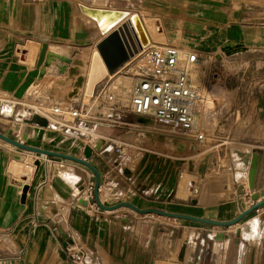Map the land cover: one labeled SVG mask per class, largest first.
Returning <instances> with one entry per match:
<instances>
[{"label": "crops", "instance_id": "crops-1", "mask_svg": "<svg viewBox=\"0 0 264 264\" xmlns=\"http://www.w3.org/2000/svg\"><path fill=\"white\" fill-rule=\"evenodd\" d=\"M137 2L142 9L148 8L154 12H164L168 8L157 0H137ZM121 3L127 4L126 7H133L135 1L121 0ZM174 3L176 10L165 12L170 21L164 23V26L166 25L164 29L169 32L168 34L173 33L181 45H177L176 40L169 43L180 48L183 47V43H188L189 48L206 54L216 51L226 43L240 44L243 47L240 52L249 51L259 55L256 56L255 63L262 68V72L256 77L254 95L246 96L244 110L241 109L242 112H246L248 109L246 105L254 101L253 123L241 130L240 139L243 141L247 139L246 142L253 143L251 152L256 151L259 155L254 189L260 194L264 192V0H174ZM79 4L94 7L106 5L115 8L118 7L119 2L118 0H0V107L2 109L4 103L15 106L30 99L47 104L63 100L53 96L50 86L38 82V67L44 77L64 78L68 66L66 64H70V61L66 62L60 58V56L65 57V54H62L59 46L46 47L44 61L38 66L39 45L48 41L65 42L66 39L87 43L96 38L91 45L94 47L102 35L95 22L80 11ZM26 47L30 50L27 51ZM54 53L60 56H55ZM63 64L66 66L62 71L60 68ZM85 64L84 62L80 67V74L83 72L84 76L88 73L87 69L84 72ZM101 70L108 74L105 69ZM56 92L64 94L62 91ZM64 92L67 97L66 91ZM60 94L58 96H61ZM74 104H77L76 101ZM3 112H0L1 132L15 139L24 138V143L42 148H47L41 144L42 141L54 143L56 140L54 138L60 136L61 140L57 142V146L67 150L65 153L89 160L100 173L102 186L99 196L104 205L128 201L140 208L153 206L162 208L139 203L128 196L123 198L122 193L116 191L115 179L119 178L126 182L127 192H130L131 184L134 185L132 180L135 172L133 168L126 175L120 174L115 168L116 159L111 164L103 159L101 154L106 152L103 148L107 144V139L104 141L98 139L92 145H81L82 138L63 134L68 139H62V135L48 130L49 125L46 128L38 125L37 128L33 126L34 123L28 124L31 130L26 127L24 132L21 129L15 131L6 122ZM99 127L101 132L99 134L94 132L97 136L118 135L105 132L106 129ZM41 128L44 129L40 131ZM149 157L143 158L141 165L147 166L151 163L150 167L153 168ZM51 158L54 157L26 151L0 139V261L2 264H71L64 254V247L72 242L83 244L88 248L89 264H169V261L170 264H175L172 259L173 254L176 253L178 256L181 247H184V252L182 258L178 257L180 264H226L228 244L222 241L224 245L221 258V254L216 250L218 241L214 239L215 232L225 228L213 230V235L207 234L212 246L205 253L203 248L205 238L202 236L199 238L200 230L187 226V223L200 222L156 214L157 217H153L149 213H137L125 206L112 210L100 207L90 209L84 200L77 198L75 185L80 179L86 180L92 177L94 180L92 172L74 161L59 157L54 161ZM160 159L162 158L156 160ZM110 172L113 176H110L112 174ZM239 180L241 178L234 179L232 187L229 188L225 186L230 182L229 175L213 174L207 180V189L216 193L224 188L232 198L215 201V199L211 200V197L203 196L192 205L169 202L170 208L163 210L210 219H231L241 210V201L234 195L235 192L241 191L237 183ZM23 187H26L24 196ZM186 188L187 184L182 186V191L177 194L179 197L176 196V188L175 198L183 200ZM103 196H107L108 200L104 201ZM262 196L264 197L263 193ZM200 208H205L208 214L200 213ZM262 212L264 205L242 219L255 217L250 225H246L247 232L253 231L256 234L257 225L264 224ZM161 217L173 221H166ZM261 232L259 238L263 237L264 227ZM188 239L191 240L193 247L187 253L185 245ZM213 249L216 253L215 259Z\"/></svg>", "mask_w": 264, "mask_h": 264}, {"label": "rangeland", "instance_id": "rangeland-1", "mask_svg": "<svg viewBox=\"0 0 264 264\" xmlns=\"http://www.w3.org/2000/svg\"><path fill=\"white\" fill-rule=\"evenodd\" d=\"M105 1V0H103ZM134 6L133 7H126L127 4H122L121 0H118L119 5L118 7L112 8L110 6H104L109 7L111 9H121L129 14H135L138 15L142 23L148 32L150 36V43L154 42L156 44L160 43H169L176 40L175 35L173 33L168 34L164 27L165 22H168L170 20L167 19V16L165 12H173L176 10V4L174 3V0H157L159 3L167 6L168 8L164 10V12H158V11H152L148 8L146 10L139 7L140 3L137 2V0H134ZM81 4H79L80 6ZM164 17V18H163ZM100 32V31H99ZM167 34V36H166ZM96 40L93 39L92 41H89L87 43H81L77 42L76 39H66L65 42L63 41H48L41 43L40 51L44 49V47H54L59 46L58 48L62 49V54H65V58H67L70 61V64L72 63L71 59L73 58H80L82 59V65L84 62L86 63L84 66V72L87 69L86 75H83V72L79 74V76L86 77L85 87L83 83L80 82H74L71 80H63L62 78H52L50 79L49 76L44 77L43 74L40 73V67L38 71V78L39 83L41 85H48L50 86L51 93L55 98H67L65 97V92L67 93L68 97L73 99V101H76L77 104H86L90 103L91 100V93L93 91V87L96 82H98L101 79L105 78H111L115 81V83L123 85L122 87L126 90L128 86L130 85L132 81L131 72H129V68H131L135 60L137 62H141L142 56L139 55L138 57L134 56V62L132 63V60H129L125 62L122 66H120L118 69H116L114 72L109 73L111 75L105 74L102 72L101 69L96 68L93 69L89 65H87L88 58H91L94 53V47H91L93 42ZM177 41V40H176ZM175 41V42H176ZM181 45L179 41H177V45ZM63 45V46H62ZM27 51L30 50L29 47H26ZM96 48V47H95ZM183 53H195L198 57L197 64L192 68V78L194 82H196L200 86V90H204V94L207 92L210 93H220L223 99V104L226 102L228 103L227 107L233 108V110L237 111L239 113V116L236 118L234 128L235 132L234 139H236L237 142L231 151L233 162H235V166H233L230 170H219L217 168L209 169L206 171L207 177L205 179L201 178V174L197 172L196 169L199 161L203 158V155H198L202 148L197 149L198 147H194L193 149L189 148L188 146L183 147L179 144V142H167L165 144L161 145V149H163V154H166L169 157L162 158L160 160H156L155 155L150 154L151 158L149 157V161H152L153 168H151L150 165H141L143 164V160H141L140 163H137L134 167V185L131 184L130 186V192H127V185L124 180H121L119 178L115 179L117 182L115 184V189L118 192H121V197H129L133 200H136L137 202L142 203H148L151 205L159 206L162 208L158 209H166L170 208L169 202L171 203H184L192 205L191 198L194 199V201L202 199L204 197H211L212 199H215V201L225 200L232 198L229 193L227 194V191L224 190V188L220 191H217L216 193L210 192L207 187V180L211 175L216 173H225L230 176V182L228 184H225L227 187H232L233 180L238 178H243L246 175V171L248 170V166L251 159L252 154V148L253 143H248L240 139V132L241 130L247 125L250 126L251 123H253V111H254V101L247 104L248 106L247 111L244 110V99L246 96L251 97V95H254V83H256V77H259L262 72V68L258 67L255 63L256 55L255 52H234L230 55H226L224 51L221 48H218L216 51L211 53H200L196 49L189 48L188 43H183ZM184 50L186 52H184ZM43 51V50H42ZM97 51V49H96ZM44 52V51H43ZM98 52V51H97ZM99 54V53H98ZM141 57V58H140ZM30 60V59H29ZM66 61V60H65ZM38 62V61H37ZM40 62V61H39ZM66 64V65H70ZM41 64L38 63V66ZM63 64V66L60 68L63 71V68L66 66ZM65 69V68H64ZM91 71V72H90ZM73 82V83H72ZM125 82L126 85H125ZM76 83V84H75ZM214 83V84H213ZM75 84V85H74ZM81 86V87H78ZM72 86V87H71ZM207 86V87H206ZM75 87L77 90H75ZM80 89V90H79ZM250 89V91L248 90ZM53 90L55 92L53 93ZM56 91H62L64 94L57 93ZM68 91V92H67ZM228 92V93H227ZM60 94L61 96H58ZM229 96V97H228ZM251 102V100H250ZM9 105L8 103H4V106ZM37 105V101L30 99L28 101L22 102L21 104H17L15 106H11V111L6 112L4 111V118L6 122L12 126V128L16 131L17 129H21L23 132L27 129H32L28 124H33L34 127L38 128V125L30 120L32 116L30 115L34 112ZM49 104L45 103L44 107L45 109L48 108ZM197 109L199 110L200 107L197 106ZM242 109V110H241ZM3 110V109H2ZM104 111V109H101ZM197 110V118L199 121L206 122L207 119L204 118V114L201 111V109ZM36 111V110H35ZM46 114H48V110L45 111ZM10 114V115H9ZM236 114V112H235ZM27 118H30L29 120ZM128 121H132L133 117L131 115H128L126 117ZM209 121V120H207ZM233 121V119H232ZM99 126H102L105 132H109L110 134H122L124 138L132 139L134 137V133L130 129H128L127 126H120V127H114L111 125H104L103 123L100 125H97L96 128H94L95 133H100L101 131L98 129ZM87 127V126H86ZM89 127V126H88ZM100 128V127H99ZM41 128L40 131H42ZM48 130L53 131L54 133H58L59 135L65 136L68 135L66 133H63L59 129H57V125L50 122L48 126ZM129 130V131H128ZM59 131V132H58ZM92 131V130H91ZM91 132L88 138L81 137L77 133H72L75 137H81L83 138V141L81 145H92V143L98 139H106L107 137H100L97 136L95 133ZM253 133V132H252ZM19 134V133H17ZM65 134V135H63ZM105 134V133H104ZM105 136H107L105 134ZM67 137V136H66ZM56 139L54 143H47V142H41V144L49 149H53L56 151L61 152H67L65 149H61L58 147L57 142L61 140L60 136L55 137ZM239 140V141H238ZM178 144V145H177ZM101 156L104 160L108 161L110 164L113 160H115L116 154L114 152L106 151L105 153H102ZM175 156H189L185 163L178 164L176 162H173L171 157ZM52 160H58L57 157L51 158ZM95 160V159H94ZM160 161V162H159ZM193 162L195 164V171L191 170L189 167V162ZM148 163V160H147ZM31 168V166L29 165ZM109 168V167H108ZM32 169V168H31ZM112 173V172H110ZM113 176V173L110 174V176ZM185 182H184V180ZM241 181V180H240ZM130 183V182H129ZM114 184V182H113ZM187 184V190L184 193L183 200L180 198H175L174 192L176 191V196L179 197L177 194L182 191V186ZM130 185V184H128ZM178 185V187H177ZM224 186V187H225ZM196 188V189H195ZM259 188V187H258ZM261 192L260 198H262ZM104 201H107V196H103ZM213 197V198H212ZM210 200V201H211ZM252 200V199H251ZM254 203L255 201L252 200ZM202 203V202H201ZM200 203V204H201ZM250 204H245V206H249ZM154 207V206H153ZM200 213L203 215L208 214V212L205 210V208H200ZM264 212L261 213V215ZM153 217H157L155 214H150ZM166 221H173V220H167L168 218H162ZM264 219V217H263ZM255 220L254 216H250L248 218H245L244 220H241L237 224H233L225 229L227 235H228V248L226 251V264H264V233L263 237L259 238L262 234V228L264 227V224L261 223L257 225L256 227V234L253 233V231L247 232L246 225H250L251 222ZM248 223V224H246ZM187 226L196 228L200 230V237L204 239V250L205 253L210 249V246H212L211 240L207 237V234L213 235V230L220 229L218 226L214 225H208L205 223H187ZM237 228H240V234L238 236H235V230ZM206 229H209L206 230ZM254 234V236H253ZM187 242V241H186ZM223 245L224 243L222 241H218L216 250L221 254L222 258V251H223ZM186 252L188 253L190 250H192V242L190 239H188V243H186ZM214 251V249H213ZM216 258V253L214 251V259ZM175 264H180V260L178 259V256L176 253L173 254L172 257ZM171 262L169 261V264Z\"/></svg>", "mask_w": 264, "mask_h": 264}, {"label": "built area", "instance_id": "built-area-1", "mask_svg": "<svg viewBox=\"0 0 264 264\" xmlns=\"http://www.w3.org/2000/svg\"><path fill=\"white\" fill-rule=\"evenodd\" d=\"M139 44L137 53L141 52V62L130 58L134 63L129 68L132 81L127 91L111 78L101 79L91 93L90 103L74 104L73 99H63L50 103L45 109V103L40 101L30 117L34 114L46 116L48 125L52 122L63 133H77L84 138H88L102 123L114 127L127 126L134 133L132 139L124 138L122 134L106 136L107 144L103 148V151L111 150L116 154L115 168L123 175L150 154L156 159L169 157L161 149V145L167 142H179L191 149L196 146L197 149L202 148L197 156L203 155V158L196 170L203 179L209 169L230 170L235 166L231 151L239 143L233 134L239 113L220 104L223 103L220 93L201 94L200 86L192 78V68L198 62L195 53H183V49L173 43ZM197 106L203 114L205 109H213L211 120L199 121ZM128 115L133 117L132 121L126 119ZM140 117H147L149 121H140ZM188 157L171 158L180 165ZM189 164L195 171V164L192 161ZM247 171L237 182L241 191L234 193L244 206L253 203ZM94 185L92 177L80 179L75 191L77 198L84 200L90 209H99L93 200ZM101 186L100 183L98 193ZM64 254L71 264H89V250L83 244L72 242L65 245Z\"/></svg>", "mask_w": 264, "mask_h": 264}, {"label": "water", "instance_id": "water-1", "mask_svg": "<svg viewBox=\"0 0 264 264\" xmlns=\"http://www.w3.org/2000/svg\"><path fill=\"white\" fill-rule=\"evenodd\" d=\"M130 39L131 38L128 33L127 23L124 22V23H121V25L117 26L116 28L112 29L104 37H102L98 42H96L95 47L108 72L110 73L114 72L119 66H122L124 62H127L128 60H130L133 54L138 51L140 44L139 43L134 44L132 43V40ZM242 48L243 47H241L240 44H230V43H226L221 47V49L224 51L226 55H230L236 51L242 50ZM42 50L44 51L45 49H42ZM42 50L40 51L38 63L42 61L44 54H45ZM31 120L41 127L46 128L48 126L47 119L38 114H34ZM24 136L26 137V134ZM0 139L12 144L13 146L24 149L26 151L43 154L46 156L64 158V159L74 161L76 163H79L87 167L92 172L94 176V180H95L94 181L95 185L93 189L94 200L97 203V205L102 209L112 210L118 207L125 206L141 214H148V213L156 214V215H161V216H165L169 218L197 221V222L205 223L208 225L218 226L220 228H227L233 224H237L245 216H247L251 212L257 210L259 207L264 205V197L260 198L259 192L254 189V181H255V176L257 172L258 159H259V155L256 151H253L251 154V159H250V163H249L248 171H247L248 186L252 190L251 199L254 200L255 202L249 205L248 207L241 205L242 209L240 210V212L236 216L232 217L231 219L218 220V219H210V218H205V217L195 216V215H190V214H185V213L162 210V209H158L155 207L140 208L128 201H120L112 205H104L101 202L99 193H98V187L100 184V173L89 160L82 158L80 156H77L75 154H71V153H65V152L55 151V150H51L47 148L32 146V145L24 143V138L22 140H18V139L11 137L9 134H5L1 131H0ZM62 139H68V137L62 136ZM22 191H23V196H24L26 187H23ZM192 203H196V201H194L193 199ZM226 230L227 229H221L215 232L214 239L216 241H224L226 242V244H228L229 239H228ZM239 234H240V228H237L235 230V235L238 236ZM183 248L184 247H181V250L178 254L179 258H182L183 256V252H184Z\"/></svg>", "mask_w": 264, "mask_h": 264}, {"label": "bare ground", "instance_id": "bare-ground-1", "mask_svg": "<svg viewBox=\"0 0 264 264\" xmlns=\"http://www.w3.org/2000/svg\"><path fill=\"white\" fill-rule=\"evenodd\" d=\"M79 9L87 18H89L90 20L95 22V24L98 27L102 37H104L112 29H114L117 26L121 25V24H119V22H121L122 20L127 18L122 23H124V22L127 23V29H128V33H129L130 38H131L130 40H132V43H134V44L141 43L142 45H147L148 43H150V36H149L148 32L146 31V29H145V27H144V25L142 23L141 18L138 15L129 14L128 12H126L124 10H121V9H111V8H106V7H94V6H87V5H83V4H81L79 6ZM44 49H45L44 53H46V47H44ZM94 49H95L94 53L91 52V54H93L92 57L88 58L89 62H87V65H89L91 68H95V69L96 68H99V69L103 68V69L106 70V67H105L100 55L96 51L95 45H94ZM184 52H186V51L184 50ZM140 54H141V52H138V53L136 52V53L133 54L132 58L134 56L138 57ZM54 55L56 56L58 54L54 53ZM58 56H60V55H58ZM44 57H45V54H44ZM44 57H43L42 61L40 62V64L43 63ZM60 58H62L63 60H66V62L69 61L65 57H61L60 56ZM71 61H72V63L67 66L66 76L64 78H62V79L69 81L71 79H74V77L78 76L77 79H74V80H71V81L83 83L84 82V77L79 76V74L81 72L80 67L82 66V61L83 60L80 59V58H73V59H71ZM106 72L108 73V75H111V74H109L110 72H108L107 70H106ZM126 83L127 82H125V85H126ZM78 87H81V86L78 85ZM127 89L128 88H126V90ZM75 90H77L76 87H75ZM200 92H201V94H204V90H200ZM217 93H222V92H217ZM67 97H68V95H67ZM70 99L71 98L68 97V99H66V100H70ZM220 104L223 105V106H227L228 105V103H226V102L224 104L221 102ZM2 111L10 112L11 111V106L10 105L4 106ZM213 115H214L213 109H211V108L205 109L204 110V118L203 119L211 120ZM139 119H140V121H144V122H148L149 121V119L147 117H140ZM207 120H206V122H207Z\"/></svg>", "mask_w": 264, "mask_h": 264}]
</instances>
